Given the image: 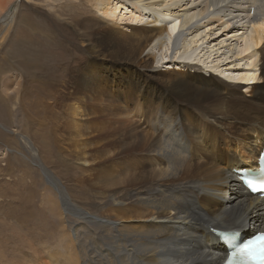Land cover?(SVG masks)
<instances>
[{"label": "bare ground", "instance_id": "obj_1", "mask_svg": "<svg viewBox=\"0 0 264 264\" xmlns=\"http://www.w3.org/2000/svg\"><path fill=\"white\" fill-rule=\"evenodd\" d=\"M87 1L102 21L114 27L126 25L132 35L118 42L105 38L89 44L92 56H113L101 61L93 57L88 72L72 71L69 79L67 70L63 73L68 76L39 87L37 96L51 93L49 106L60 108L69 100L73 113L82 111L89 117L93 114L84 112L80 103L98 99L108 117L105 120L100 113V139L95 140L91 154L78 143L75 151L61 147L76 163L84 164L78 169L86 190L82 194H91V208L100 206L99 214L75 203L53 175L42 171L46 178L51 176L47 181L60 197L62 214H70L71 208L83 215V225L71 227V236L78 240L79 230L93 235L90 225H94L104 240H113L112 258L109 248L101 256L104 264H220L226 244L218 232H239L246 238L249 229H264V199L250 194L233 170L254 169L255 155L264 147V128L258 129L264 126V85L250 86L264 79V0ZM11 11L12 7L5 17ZM228 22V28H212L226 27ZM189 26H194L190 30L195 39L177 50L175 60H169L179 31ZM236 34L239 37L232 44ZM140 47L159 62L156 66L179 61L182 72L162 77L148 72L147 61L133 57ZM208 52L220 53L221 63L204 62L212 65L206 70L210 73L204 74L195 56ZM227 64L222 77L215 74L216 68ZM228 70L230 77L224 76ZM193 71L204 79L199 80ZM85 121L96 124L89 118ZM243 125L254 128L252 138L251 131L243 132ZM214 136L229 151L251 145L243 156L230 152L233 158L223 165L206 156V143ZM91 248L88 254L94 253V245ZM79 253L76 259L81 264H91Z\"/></svg>", "mask_w": 264, "mask_h": 264}, {"label": "rangeland", "instance_id": "obj_2", "mask_svg": "<svg viewBox=\"0 0 264 264\" xmlns=\"http://www.w3.org/2000/svg\"><path fill=\"white\" fill-rule=\"evenodd\" d=\"M11 7V13L5 17ZM0 8V264H81L80 258L76 259L80 256L79 251L84 254L83 259L87 257L91 264H104L101 256L104 255V250L109 248L112 258L113 240H104L94 225H90L94 229L93 235L88 236L79 230L78 240H74L71 227L76 224L77 229L79 225H83V215L75 213L71 208L70 214H62L60 197L48 185L47 178L50 180L53 175L75 203L90 213L95 210L99 214L100 206L91 208L92 205L94 207L91 194H82L86 190H82L78 169H82L84 164L76 163L74 157L72 158L69 152L62 151L61 147L75 151L78 143L91 154L96 150L95 140L100 139L97 135L101 133L97 132L99 126H102L99 125V116L102 114L104 118L101 117L105 120L108 117L100 108L102 103L98 99L89 100L86 104L80 103L84 112L86 109V112L91 111L93 118L87 117L82 111L73 113V106L68 107L69 100H64L66 106L60 108L49 106L46 103L50 101L51 93L41 94L43 97H39V87L47 80L55 81L68 76L63 73L67 70L69 79L72 71L88 72L93 57L101 61L113 56V53L92 56L89 54V44L98 43L105 38L110 42H118L120 37L132 35V31H129L126 25L114 27L102 21L100 14L87 0H0ZM230 22L226 27L214 25L212 28H228ZM194 26L179 31L175 47L169 51V60H175L178 56L177 50H182V46L186 44L189 46L195 39H191L194 33L190 30ZM213 37L209 35V39ZM238 37L236 34L232 38V44ZM147 50L144 51L143 47H140L133 57L147 61L148 72L159 77L165 76L167 72H182L179 61H171L167 66L164 63L156 66L159 62L152 60L153 56L147 54ZM221 57L220 53L210 55L208 52L205 56H199L197 53L195 59L200 62L199 65L206 74L208 66L212 65L204 62H216L214 60H220ZM176 63L178 65H174ZM227 66L228 64L216 68L215 74L222 77L220 72L226 70ZM140 69L145 70L143 67ZM193 72L199 80L204 79L203 74ZM226 72L228 74L224 76L230 77L229 70ZM261 85H264V79L250 84L251 87ZM63 91L66 92V89ZM241 91L243 92V89ZM261 102L263 104L264 100ZM76 106L79 108V105ZM87 118L96 124H86ZM261 128L264 126L258 129ZM242 129L243 132L251 131L249 136L253 137V127L243 125ZM206 145V156L213 157L223 164L233 158L232 155L229 156L230 152L235 151L243 156L251 144L249 143L247 148H233L234 150L229 151L223 147V141L214 136ZM214 145H217V148L213 152L210 149ZM200 158L202 157L197 159ZM42 171L51 176L48 175L45 179ZM74 174L78 176V181ZM70 176L74 180L71 181ZM197 182L201 184L202 180ZM216 200L224 202L220 197ZM104 208L106 207H102ZM209 227L208 234L215 243ZM92 245L94 253L88 254Z\"/></svg>", "mask_w": 264, "mask_h": 264}, {"label": "water", "instance_id": "obj_3", "mask_svg": "<svg viewBox=\"0 0 264 264\" xmlns=\"http://www.w3.org/2000/svg\"><path fill=\"white\" fill-rule=\"evenodd\" d=\"M45 179H46V177H45ZM47 180H48V178H47ZM47 183H48V185H51L49 181H47ZM47 183H46V184H47ZM59 200H60V198H59ZM61 204H62V203H61ZM62 206H63V208H64V211H66V210H65L66 207H65L63 204H62Z\"/></svg>", "mask_w": 264, "mask_h": 264}]
</instances>
